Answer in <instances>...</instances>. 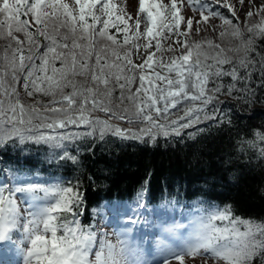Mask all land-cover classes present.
Returning <instances> with one entry per match:
<instances>
[{
  "label": "snow or ice",
  "instance_id": "1",
  "mask_svg": "<svg viewBox=\"0 0 264 264\" xmlns=\"http://www.w3.org/2000/svg\"><path fill=\"white\" fill-rule=\"evenodd\" d=\"M213 2L238 19L230 0ZM244 2L238 0L241 7ZM127 3L0 0V146H46L58 161L76 162L69 145L85 137L179 136L204 121H222L228 98L256 102L250 85L258 71L264 90V48L258 52L256 44L264 39V5L247 12L260 19L246 30L200 5L197 24L219 18L221 28L231 29L219 33L234 41L226 49L190 39L193 19L181 6L200 0H138L135 16ZM246 143L264 158V131L255 130ZM82 204L75 185L0 169V264H150L129 239L130 229L112 243L107 233L84 225ZM182 215L186 222L157 226L163 264H185V257L253 264L264 256V222L236 216L230 205Z\"/></svg>",
  "mask_w": 264,
  "mask_h": 264
},
{
  "label": "trees",
  "instance_id": "2",
  "mask_svg": "<svg viewBox=\"0 0 264 264\" xmlns=\"http://www.w3.org/2000/svg\"><path fill=\"white\" fill-rule=\"evenodd\" d=\"M219 33L212 37L215 43L226 49L233 46L230 35L221 38ZM256 44L261 51L264 39ZM250 86L256 89V102L228 98L221 105L226 113L222 121H204L179 136L142 141L111 134L87 137L69 145L76 162L58 161L46 146L9 144L0 146V169L38 172L48 180L54 174L65 185L77 186L83 195L81 222H89L102 201L143 194L147 205L164 200L206 208L230 205L234 215L264 222V158L246 143L255 130L264 131V90L258 71ZM253 264H264V256L255 257Z\"/></svg>",
  "mask_w": 264,
  "mask_h": 264
},
{
  "label": "rangeland",
  "instance_id": "3",
  "mask_svg": "<svg viewBox=\"0 0 264 264\" xmlns=\"http://www.w3.org/2000/svg\"><path fill=\"white\" fill-rule=\"evenodd\" d=\"M205 1H208V4H206L207 7L211 5V2H213V0H205ZM230 2L235 7L238 19L232 17V14L229 12L227 8L221 5H217V4L216 5L218 6V9L220 8L224 9L225 11L224 13H226L227 11L228 14L231 15V17H227V18L229 19L233 18L237 20V22L238 21L243 22V24H240L241 29L246 30L245 22L247 20H249L250 22L254 21V23H257L259 21L260 19L259 16L253 15V17L249 19L247 18L246 14L248 11H253V13H255L262 5H264V0H245L244 5L242 7L238 3V0H230ZM201 4L202 3L197 4V5L193 4L191 6L184 4L181 6V14L184 15L186 18L193 19V32L191 33L190 39L194 41L212 40L215 42L216 38L215 39L212 38L214 33L220 32L228 27L225 26V28H221L220 26L222 24V21L219 18H210V22L207 24L205 23L197 24L196 21L200 20L198 9H200ZM127 7H128V11L132 13L133 16H135L136 11L138 9V0H128ZM205 14H207V12H205ZM261 15L264 16V12H262ZM213 26H215V30H213ZM182 28H183V25H182ZM197 28H199V32L195 31ZM171 42L172 41L169 40L166 43H171ZM165 55L171 56L172 53H166ZM134 59L137 63L141 62V60L136 59L135 57ZM99 115L103 118L102 113H99ZM176 115H183V112L182 111L177 112ZM112 123L120 124L122 127H128L126 123H123L118 120H113ZM72 130L76 131L77 129H72ZM79 130L83 131L84 129H79ZM107 135L108 134H106L105 136ZM90 137L99 138L98 135L90 136ZM50 153H52L51 150H50ZM193 209L181 210L177 207H171L169 209V212H167V210L163 208H158V209L154 208V209H150V211H145L144 209L141 208L142 210L141 215L139 217H133V216H129L131 215V213L124 212L126 211L125 207L121 208L120 210L119 206L107 207V208L103 206L102 208L99 209L100 214L97 216V220L95 221L94 226H95V229H99L100 231L107 233V239H109L112 243H116L117 234L120 231H122L124 228L130 229V232H129L130 240H132L131 238L138 236L137 233L139 231H142L143 235H146L148 238V240L146 241H148L149 248L147 249V248L142 247L143 246L142 240H140L139 243H137L136 245L139 246L138 250L143 251L144 253L143 258L148 260L150 264H163V260L165 256L159 253L156 243H155V239L159 235V228L157 226L170 223L173 220L186 222L182 213H187ZM112 211H114V213ZM115 213H118V214H115ZM130 219L132 221H129ZM133 221H135V223H133ZM171 264H179V262L176 261L175 259H172ZM185 264H202V261L199 257H197L196 259H190L188 257H185ZM208 264H212V262L209 261Z\"/></svg>",
  "mask_w": 264,
  "mask_h": 264
}]
</instances>
